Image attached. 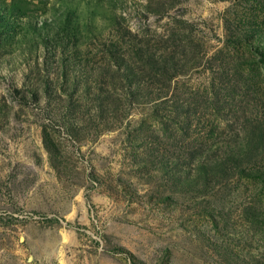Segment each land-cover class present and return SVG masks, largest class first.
Returning a JSON list of instances; mask_svg holds the SVG:
<instances>
[{
    "label": "rangeland",
    "instance_id": "rangeland-1",
    "mask_svg": "<svg viewBox=\"0 0 264 264\" xmlns=\"http://www.w3.org/2000/svg\"><path fill=\"white\" fill-rule=\"evenodd\" d=\"M0 264H264V0H0Z\"/></svg>",
    "mask_w": 264,
    "mask_h": 264
}]
</instances>
